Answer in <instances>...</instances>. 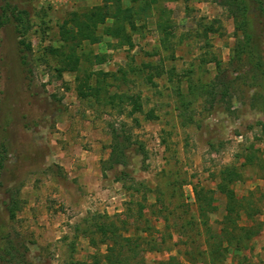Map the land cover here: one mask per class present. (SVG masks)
Listing matches in <instances>:
<instances>
[{"label":"rangeland","instance_id":"obj_1","mask_svg":"<svg viewBox=\"0 0 264 264\" xmlns=\"http://www.w3.org/2000/svg\"><path fill=\"white\" fill-rule=\"evenodd\" d=\"M5 5L24 23L0 27V264H264V14L120 0L128 46L104 34L115 0Z\"/></svg>","mask_w":264,"mask_h":264},{"label":"trees","instance_id":"obj_2","mask_svg":"<svg viewBox=\"0 0 264 264\" xmlns=\"http://www.w3.org/2000/svg\"><path fill=\"white\" fill-rule=\"evenodd\" d=\"M153 1V0H151ZM230 4L236 5L237 1L240 3V9H243V11H247V8L249 10L253 9L256 15H262L264 14V8H263V1L262 0H229ZM149 3H146V7H149ZM140 11H144L145 7L143 8H138ZM7 11H9V15L11 18L19 24L24 23L23 20V11H19L16 9L10 10L8 5H5L1 8V13H0V27L3 26L7 21H8V16H7ZM108 6L103 5L102 7L96 8V11H93L91 13V17L89 18V21H84V22H76V25L81 28V31H85L86 34H84V39H91V34L94 32V29H96V24L98 22H103L105 19V16H109L108 12ZM134 10L130 7H121L120 6V0H115V11L113 14H111V19H112V25L104 30V34L110 38L117 39L120 43L122 44H127L128 46H131V31L136 30L134 26ZM98 12V13H96ZM247 13V12H246ZM75 20V19H74ZM65 24L63 23V26L61 27L62 29H65ZM25 30V28H23ZM72 32V31H69ZM91 32V34H90ZM23 34V32H21ZM90 37V38H89ZM91 41H95L91 39ZM20 44H22L26 49H29V44H25L24 41H22ZM74 63L76 64L78 62V58H74ZM101 60H99L100 62ZM262 65H260L261 67ZM73 69V68H71ZM264 76V72L260 70ZM89 77L87 78V80ZM99 83V82H97ZM89 93L90 94H98L99 87L98 85L93 86V85H88ZM81 95L83 96V91L80 90ZM127 98V97H126ZM132 100V105L135 106V108H140V105L134 101V99L130 98ZM119 163V162H118ZM221 175V180L217 184L218 190L225 195L227 199L226 203V213L230 214L231 212L234 211V207L236 206V196L234 191L230 188V184L233 183L235 178L237 177V173L233 171V169L230 168H225L223 170ZM195 192V197L196 200H201L205 198V193L201 190H194ZM203 193V194H202ZM204 196V198L202 197ZM206 200V199H205ZM109 253L112 252L113 248L108 247L107 249ZM112 254V253H111ZM111 254L107 255L106 260L111 263L110 257Z\"/></svg>","mask_w":264,"mask_h":264},{"label":"crops","instance_id":"obj_3","mask_svg":"<svg viewBox=\"0 0 264 264\" xmlns=\"http://www.w3.org/2000/svg\"><path fill=\"white\" fill-rule=\"evenodd\" d=\"M94 1H95L96 3H98V4L101 2V0H94Z\"/></svg>","mask_w":264,"mask_h":264}]
</instances>
